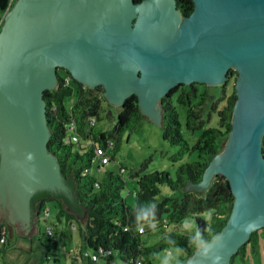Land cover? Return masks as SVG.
Instances as JSON below:
<instances>
[{
    "label": "water",
    "instance_id": "1",
    "mask_svg": "<svg viewBox=\"0 0 264 264\" xmlns=\"http://www.w3.org/2000/svg\"><path fill=\"white\" fill-rule=\"evenodd\" d=\"M15 0L0 27V211L20 235L34 223L38 191L72 198L48 149L46 90L65 69L104 88L120 107L136 94L143 114L163 123L161 98L179 84L224 85L236 72L237 99L224 148L197 185L224 176L234 196L223 228L199 243L186 264H231L253 232L264 230V0ZM67 206L68 204L65 203ZM71 211H73L70 208ZM81 218L83 216H80ZM1 222V221H0Z\"/></svg>",
    "mask_w": 264,
    "mask_h": 264
},
{
    "label": "trees",
    "instance_id": "2",
    "mask_svg": "<svg viewBox=\"0 0 264 264\" xmlns=\"http://www.w3.org/2000/svg\"><path fill=\"white\" fill-rule=\"evenodd\" d=\"M14 2L15 0H0V27L4 13L12 8ZM176 2L177 7L185 15L192 13L193 0ZM231 72L236 74L233 70ZM66 76H69L71 81L69 85L64 86L62 81ZM233 79L235 80V78L231 80ZM234 80L229 82L232 83V93L227 96L226 104L217 110L216 126L205 127L203 111L209 96L206 84H179L168 96L161 98L164 139L174 146L196 152L197 159L180 165L176 179H172L166 170H156L148 174L132 172L131 176L137 179V191L135 201H131L123 194L127 188L129 189V185L121 171L119 173L107 171L101 178L90 174L94 145L65 143L68 124L73 120L78 123L83 139L92 138L99 145H106L108 139H113L114 132L96 129L99 113L104 110V103H108L103 96L104 88L102 86L89 88L76 81L68 71L64 72L58 78L57 86L45 91L44 98L51 133L48 149L58 159L62 175L73 191V196L68 198L63 193L40 191L33 197L40 217H43V209L49 201L56 202L60 208L67 203L74 211L70 213L71 218L84 215L85 228L81 230L83 241L86 247L100 254L98 264L100 260L107 264L113 262L135 264L140 257H144L145 264H152L147 258L150 253H159L170 247L180 250L181 264H186L187 258L199 243L210 239L223 228L233 206L234 196L230 184L222 175L214 176L203 193L187 190L186 187L197 185L202 180L208 163L224 148V142L231 131L232 111L237 99ZM74 91L78 93V99L71 106H67L66 100ZM174 95H177L176 101L187 108V130L190 132L201 130L191 147L181 131L179 113L173 103ZM88 117H95L96 122L89 130H85L89 123ZM146 117L140 109L138 96L133 94L120 106L115 131L134 129ZM116 147L117 143L114 149ZM96 182L99 183L98 187L95 185ZM164 185L174 193L157 201L156 197ZM177 190L183 192L180 197L174 195ZM192 204L198 209L208 208L213 214L210 224L203 217L195 216L197 235H191L183 227V221L190 215ZM152 223L156 227H152ZM140 229L144 232L140 233ZM262 231L264 232L263 229ZM152 232L164 235L151 247H147L141 236ZM259 232L260 230L252 233L249 241L232 256L231 264H236L239 257L246 259L247 244L256 246ZM47 236L48 242H51V236L48 234ZM85 258L88 264H94L89 255Z\"/></svg>",
    "mask_w": 264,
    "mask_h": 264
},
{
    "label": "rangeland",
    "instance_id": "3",
    "mask_svg": "<svg viewBox=\"0 0 264 264\" xmlns=\"http://www.w3.org/2000/svg\"><path fill=\"white\" fill-rule=\"evenodd\" d=\"M209 96L204 105L205 127L216 126L217 110L221 109L227 102V96L232 93V83L226 88L224 85H207ZM204 89V88H203ZM177 95L173 96V103L177 107L181 123V131L184 138L191 147L201 130L190 132L187 130V108L176 101ZM78 99V93L74 91L73 95L66 100L67 106H71ZM104 110H101L96 122V129L104 132H114L112 139L116 149L111 150L113 159L105 166L104 170H97L94 163L90 169V174L101 178L105 172L111 171L119 173L120 167H124V178L128 181L127 188L123 194L131 201H135L137 191V179L131 176L132 172L140 171L141 174L152 173L156 170H166L170 173L172 179L177 178V170L180 165L188 162H194L197 159L196 152L190 149H184L181 146H174L163 137V128L161 124H155L147 118H143L136 128L118 132L115 131L118 113L120 107L104 103ZM226 142V141H225ZM224 142V144H225ZM203 188L200 193H203ZM191 191V190H190ZM174 193L166 185L161 186V193L156 197L160 201L163 197ZM182 191H175V196L180 197ZM50 208L48 218L41 217L30 235L16 236L18 241L12 239L10 246L7 247V257L2 256L1 264H86V255H92L94 251L86 247L81 230L85 228V216L72 217L70 208L64 204L63 208L54 201L46 204ZM195 216L203 217L208 224L211 223L213 214L210 209H198L195 204L191 205L190 215L183 221V227L191 235H197L198 226ZM34 220V218H33ZM7 226L4 221H1ZM12 234L17 233L14 226L9 227ZM52 229L50 240L47 236V230ZM163 233L152 232L141 236L147 247H151L161 237ZM7 244V243H6ZM5 244V246H6ZM199 245V244H198ZM1 248H4L3 246ZM12 248H14L12 250ZM246 259L237 258L236 264H264V232L260 230L258 244L252 246L247 244ZM84 258V260L82 259ZM147 258L152 264H181L182 253L174 247L163 250L159 253H150ZM100 264H107L100 260ZM121 264V263H119Z\"/></svg>",
    "mask_w": 264,
    "mask_h": 264
},
{
    "label": "built area",
    "instance_id": "4",
    "mask_svg": "<svg viewBox=\"0 0 264 264\" xmlns=\"http://www.w3.org/2000/svg\"><path fill=\"white\" fill-rule=\"evenodd\" d=\"M71 78L69 76L64 77V81H62V84L64 86H67L70 84ZM89 123L87 124V127H85V130H89L90 127H92L95 122V117H88ZM65 143H76L81 146H88L89 144L94 145V152L92 157V165L95 163L97 166V170H104L105 166L110 162L111 160V150L114 148V141L112 139L107 140L106 145H99L97 144L94 139L88 138L83 139L81 136V133L79 131L78 123L73 120L68 124L67 128V134L64 139ZM125 169L120 167V171L123 173ZM95 185L98 187L99 183L96 182ZM50 216V208L45 206L43 209V218H48ZM152 227H156L154 223L151 225ZM144 230L140 229V233H143ZM53 233L52 229L47 230V234L51 236ZM8 242V228L7 226H0V245L3 246ZM90 256V255H89ZM100 254L93 253L90 256V259L94 262V264L99 263ZM115 262H113L114 264ZM135 264H145L144 263V257H140Z\"/></svg>",
    "mask_w": 264,
    "mask_h": 264
},
{
    "label": "flooded vegetation",
    "instance_id": "5",
    "mask_svg": "<svg viewBox=\"0 0 264 264\" xmlns=\"http://www.w3.org/2000/svg\"><path fill=\"white\" fill-rule=\"evenodd\" d=\"M180 12H181V16H182V17L186 16L182 11H180ZM64 72H66L65 69L59 68V69H58V76H59V77L62 76V74H63ZM232 78H235V79H236V74H235V73H233L232 76H229V77H228L226 83L224 84L225 87L229 84L230 81H233V80H234V79L231 80ZM234 82H235V80H234ZM106 104H108V103H106ZM39 192H40V191L34 193V194L31 196V199H30V204H32L31 207L33 208V213L31 212V217L34 218V221H39V219L41 218L40 215H39V213H38V211H37V204H36V203H33V197H34L37 193H39ZM2 207H3V208L5 207V208H4V209H1V211H0V221H2V220H6V219L11 220L10 209L7 207V205L4 206V205L1 204V208H2ZM261 230H262V229H261Z\"/></svg>",
    "mask_w": 264,
    "mask_h": 264
},
{
    "label": "crops",
    "instance_id": "6",
    "mask_svg": "<svg viewBox=\"0 0 264 264\" xmlns=\"http://www.w3.org/2000/svg\"><path fill=\"white\" fill-rule=\"evenodd\" d=\"M148 117V116H147ZM146 117V118H147ZM147 119H149V120H151V118H147ZM0 223H3V222H0ZM38 223V221H34V223H33V226H32V230H34L35 229V227H36V224ZM2 225V224H1ZM4 225V224H3ZM13 229H15V228H13ZM9 230L11 231V229L9 228ZM30 232H32V231H30ZM29 232V233H30ZM11 233H12V231H11ZM18 233V232H17ZM28 235H30V234H28ZM16 236H19V237H21L22 235H20V234H12V235H10L9 234V232H8V242H7V244H6V246L4 247V248H1L2 246L0 245V264H1V258H2V256H5V257H7V253L9 254V251L7 252V247L8 246H10V242H12V239H15V242H17L18 241V238H16ZM14 248H12V250H13ZM85 264V263H84ZM86 264H88L87 263V261H86Z\"/></svg>",
    "mask_w": 264,
    "mask_h": 264
}]
</instances>
